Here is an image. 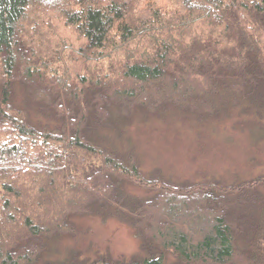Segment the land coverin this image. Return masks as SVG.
Segmentation results:
<instances>
[{
  "label": "trees",
  "instance_id": "trees-1",
  "mask_svg": "<svg viewBox=\"0 0 264 264\" xmlns=\"http://www.w3.org/2000/svg\"><path fill=\"white\" fill-rule=\"evenodd\" d=\"M234 110L264 118V0H0V264H39L90 215L140 247L81 264H264V175L146 176L104 136Z\"/></svg>",
  "mask_w": 264,
  "mask_h": 264
},
{
  "label": "rangeland",
  "instance_id": "rangeland-1",
  "mask_svg": "<svg viewBox=\"0 0 264 264\" xmlns=\"http://www.w3.org/2000/svg\"><path fill=\"white\" fill-rule=\"evenodd\" d=\"M254 115L234 110L200 121L179 111L135 113L119 123L122 136L115 138L112 130L104 136L116 150L135 155L146 176L159 173L175 182L233 184L264 175V118ZM76 226L73 235L49 244L39 264H81L101 258L127 261L139 250L137 232L113 215L82 217Z\"/></svg>",
  "mask_w": 264,
  "mask_h": 264
}]
</instances>
